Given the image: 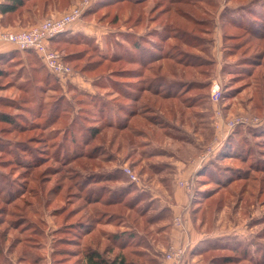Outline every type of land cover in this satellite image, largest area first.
<instances>
[{"label":"rangeland","instance_id":"rangeland-1","mask_svg":"<svg viewBox=\"0 0 264 264\" xmlns=\"http://www.w3.org/2000/svg\"><path fill=\"white\" fill-rule=\"evenodd\" d=\"M81 1L68 0L65 3H60L54 13L62 14ZM86 12L88 13L75 25V31H70L68 34L73 37L52 45V48L68 62L65 61V63L72 68L74 74L72 78H58L44 66L39 56L29 55L25 52H20L19 55L5 53L10 56L0 59V111L13 115L19 113L20 110L17 108L19 100L23 98L24 102H30L34 93L37 92L38 99L40 98L46 103L43 107L45 108L43 116L46 117L48 114L46 110L51 107L55 101L54 98L64 95L73 104V110L71 116L65 114V118H62L56 127L64 130L72 118H82V121L85 122L84 116H79L80 107L84 106L83 104L79 106L75 97L77 96L80 101L79 99L83 97L81 93L84 92L91 96L106 97L111 102L110 99L116 97L111 91L117 85V82L112 81L111 75L117 70L139 69L138 65L127 63V59L131 55L130 49L133 48L135 41L146 40V38L153 39L156 42L155 47H163L160 55H169L175 60L183 62L185 67L178 66L177 72L184 81L189 82L190 88H196L186 97L199 101L196 106L200 105V107L191 110L185 109L183 105L179 104L178 110L175 108L172 110V108H168L167 104H164L163 109H160V112L166 117L162 116L163 119L160 121L170 123V130L176 137L173 138L174 140L168 138L162 142L144 138L130 147L120 148V145L127 146L120 135L116 136L112 143L113 130L103 132L105 141L100 139L94 144L92 143L93 145H102L99 155L100 162L91 166V162L83 160L84 163H87L89 168L87 170H83L85 168L80 167L83 164L79 166L78 162L66 164L64 158H60V152L57 153L56 158L51 159L50 162L45 160L46 162L41 164L40 168L33 171L34 177L39 178L41 175L43 178L48 167L63 170L47 186L44 185L46 191H41V193H44L48 198L47 191L62 181L66 183L67 187L70 185L71 188L66 187L61 196H65L67 200L69 198L71 201L73 200L71 209L77 208L84 203V199L80 200L81 197L78 198L74 195L80 193L85 195L86 191L76 187V180L73 181V178L80 173L83 175L91 173L101 177L99 180L101 182H97L99 183L97 187L105 186L113 190L131 186L134 188L132 195L144 193L146 197L140 205L144 207L150 201L152 208L150 206L147 217L157 219L156 214L161 211L169 215L173 189L175 186L185 183V181H181L184 165L198 163L197 167L200 165L198 169H202L209 162L217 159L215 161H218L219 165L241 167L245 171V175L240 171L233 174L232 177L257 175L259 182L242 195L239 194V190L243 183L233 184L230 190L222 192L221 196L224 201L222 209L217 213H214L213 209L211 212L206 211L203 240L193 248L191 253L194 258L193 264H262L264 262V257L261 254L264 248V192L261 190L264 188L262 181L264 173L256 174L251 165L257 161L259 167H264V137L253 135L250 130L264 127V60L263 62L261 60L262 66H258L260 56L255 57V60L252 61L247 59L251 55L254 57L255 53L263 51L264 41L246 40L249 37L246 32V36L243 38L228 36L242 32H237L235 29L230 30L229 26H225V19H228L229 16L235 17L241 21L244 28L249 29L248 32L264 31V26H262L264 22L261 24L259 22L251 23L253 19L257 20L260 16L264 18V0H91ZM252 12L259 15H251ZM19 22L16 20L10 25L15 28H26L33 24ZM159 37L162 38V44L159 43ZM116 49H119L121 55H125V60L121 63L109 61L113 58L112 55L115 54ZM143 52H145L143 58L145 61L156 59L153 53L146 50ZM90 62L92 63L89 64ZM151 63L150 67L156 69L159 67L164 74H167V70L173 65L169 62L167 67L166 60L152 61ZM251 63L255 66L250 68ZM87 66L96 70H87L86 72ZM246 67H249V70L245 71ZM45 78L48 79V84H46ZM215 79H218L222 84V97L218 102H214L212 97L214 96L212 89ZM48 85L56 87L58 91L51 90ZM4 104L9 106L4 108L2 107ZM28 105L34 108L32 103ZM168 109L169 114L165 112ZM242 116L258 119V122L239 123L231 131L228 126L229 120ZM69 117L71 118L68 121ZM77 122L80 123V121ZM101 124L102 121L99 122V125ZM8 127L9 125L0 123V137L21 141L18 153L26 154V150H29L30 155L36 149L46 148L44 143L28 142L30 137H42L43 132L31 131L24 135H17L15 132L12 135H7L8 133L1 132ZM79 127L74 126L78 135L76 143L81 144L82 136L86 132L82 124ZM238 129L243 130L238 139H244L245 142L250 141L255 149L254 154L244 164L236 161L220 162L217 158L218 155L224 150L229 137ZM116 134H118L117 131L114 135ZM156 135L160 136L157 129ZM59 141L56 138L55 142ZM240 143L246 147L242 141ZM70 146L74 148H71L73 153L78 150V147L81 148L78 146L75 150L74 146L67 144V147ZM93 147L91 146L88 150ZM208 149L212 150L209 153L211 155L203 163L200 157L207 154ZM9 151H15V148L0 146V182L3 184L6 183L3 180V173L12 172L13 179L10 177V184L15 179L27 176L26 173H28L21 167L26 165L16 167L17 164L14 162H9L11 166L4 168V163L7 160L15 159L14 154L9 155L11 154ZM52 151L56 150L51 148L50 153ZM213 151L215 152L212 153ZM33 159L34 157L23 156L22 161L29 163ZM104 159L105 162L101 163ZM107 159L109 160L107 161ZM126 168L132 170L137 181L130 179L125 171ZM67 176L73 178L65 179ZM110 176L111 178L114 176L120 178L110 181ZM196 178L199 181L200 177ZM47 179L44 178L42 182L44 183ZM33 186L34 184H32ZM12 187L15 190L14 186ZM213 187V185L198 187V184L193 183L192 193H201L207 189H213ZM45 196L43 203L47 201ZM53 199L51 206L43 207L42 210V219L45 223L41 228L44 231L42 237L38 238L31 231H22V227L26 225L23 224L20 229L10 232L8 239L4 241L6 233H1L4 229L8 232V227L15 226V221H18L15 220L16 217L6 218L5 215L6 221L0 228V264L74 263L73 256L62 258L64 256L61 249L71 251V254L75 255L78 253L75 251L79 248L75 245L66 246L61 239L75 238V232L70 229V226L66 228L65 225L68 223L65 220V213V215L59 213L57 219L54 215L55 211L59 212L58 210L62 207L67 209L69 205L67 200H63L64 198ZM24 205L22 201L8 205L0 199V213L7 212V214L15 215L19 213L16 209H21ZM91 210L92 208L89 212ZM83 213L85 214V212L80 213L71 222L82 219ZM89 214L91 216V213ZM31 217L35 220L34 215ZM112 219L114 223L121 221L117 218ZM172 220L173 215L171 214L166 221H159L158 224L143 229L146 226L144 224L146 220L141 219L140 236L128 247L127 251L136 247L146 253L150 259H157L156 254L160 253L158 259L162 260L168 248L165 235L169 231L167 233L158 231L160 227L170 225ZM127 227L126 222L123 221L120 227L115 224H105L97 229L118 232ZM17 240H21V243L19 244ZM14 242H16V248ZM26 245L27 249L33 248L35 251L31 258L21 251L25 249ZM207 246L210 250L205 248Z\"/></svg>","mask_w":264,"mask_h":264},{"label":"trees","instance_id":"trees-1","mask_svg":"<svg viewBox=\"0 0 264 264\" xmlns=\"http://www.w3.org/2000/svg\"><path fill=\"white\" fill-rule=\"evenodd\" d=\"M65 1L68 0H3L0 3V14L2 15V26L0 27H9V25L14 23L16 20L20 21L19 23L24 24L27 22L33 23L30 26L38 24L43 19L49 17L51 12L56 11L58 4L65 3ZM86 13L88 12H85L83 17L86 15ZM256 14L259 15L255 12L251 13V15L254 16H257ZM225 22V26H229L230 30L235 29L237 32H242L228 36L243 38V36H246V32L249 35L248 39L246 40L255 39L258 41H264V31L254 30L253 32H248L249 29L244 28L241 21L233 16H229L228 19H225ZM254 22H259V24H261L264 22V18L260 16L257 18V20L253 19L251 23ZM69 33L70 32L63 34L57 39L53 40L52 45H56L61 41L68 40L66 38L70 39L73 37V35H68ZM158 39L160 41L159 43L162 44V38L159 37ZM154 44H156V42L150 38H146V40L135 41L133 48L130 49L131 55H129L127 63H130L131 65H138L139 69H122L113 72L111 78L113 82H117V85L115 88H113V90L111 89V92L116 95L114 99H110L111 102H109V99L106 97H101L99 95L91 96L90 94L84 92L81 93L83 97L82 99H79L80 101H78L77 96L75 97L79 106L81 104L84 106L80 107L81 110L79 116H84L85 122L82 121V118H72V120L67 123L64 130L56 127V124H58L62 118H65V114L71 116L73 110V104L69 102L64 97V95L54 98L55 101L51 107L46 110L48 111L46 117L43 116L45 111V108L43 107L46 103H44V101L40 98L38 99L37 92L34 93V96L31 99L33 102H24L23 98L19 100L17 105V108L20 110L19 113L13 115L8 112L0 111V123L9 125L8 128H4L3 131H1L2 133H8L7 135H12V133L15 132L17 135H24L30 133L31 131H40L43 132L42 137H30L28 139L30 141L28 142L37 144L44 143L46 146V148L43 150L36 149V151L30 155L29 150H26V154H21L18 153V148L20 147V143H22L21 141H16L13 139L7 140L3 137H0V146L3 148L6 146H11V149L15 148V151H9L11 153L9 155L14 154L13 157H15V159L13 161L7 160L6 163H4V168L11 166L9 162H14L17 164L16 167H20L19 165H26L21 167L26 170L25 172H28L26 173L27 176L18 180L15 179L13 180L14 182H11V184L10 177L13 179L12 172L3 173V180L6 183L3 184L0 182V199H2L8 205H12L19 201H22L25 204L23 207H21V209H16L19 211L18 214L11 215L7 214V212L0 213V228L6 221L4 219L5 215L6 218L16 217L17 219L15 220H18L15 221V226H11L12 228L10 226L8 227V232H6L4 229V231L1 233H6V236H4V241L8 239L10 232H13L15 229H20L23 224L26 225H24L22 228L26 229H22V231H31L33 234L37 235L38 238L42 237L44 235V231H42L41 228L42 225L45 224L42 219L43 207H50L54 201L53 198L56 199L61 197L64 198L63 200H67L65 196H61L67 187L66 183L62 181L57 185L55 184L54 187L47 191L48 198L44 195V193H41V191H46L44 185L47 186L55 178V176L63 172V170L60 168L48 167V169H46L47 173L43 178L41 175L39 178L34 177L33 171L40 168L41 164L46 162L45 160L50 162V160L56 158V154L60 152V158L63 157L66 164L78 162L79 166L83 164L80 166L82 169L85 168L83 170H87L89 168L87 163H84L83 160L91 162V166H94V164L100 162L99 155L102 151V145L93 144L100 139H102L103 142L105 141L103 132H106L107 130H113L115 134L117 131L118 134H112V143H114L116 136L120 135L123 142L127 145H120V148L130 147L137 141L144 138H151L153 141L160 140L164 142L168 138H176L170 130V123L160 121L163 119V117L166 118L160 112V109H163L164 104H167V106H169L168 108H172V110H174V108L178 110L179 104L183 105L185 109L191 110L200 107V105L196 106L199 101L186 97L196 88H190L188 85L189 82L184 81L177 72L178 66L185 67L183 62L181 60H175V58L169 55H160V51L162 50L161 48L163 47L157 48ZM143 50L153 53L156 56V59L145 61V59H143L145 57V52H143ZM20 52L21 51L17 49L11 51L10 54L19 55ZM25 53L38 56L33 51H28ZM7 56L10 55H5V53L0 54V59H3ZM252 56L253 55H251L247 60L252 61L255 60V57L260 56L261 59L258 62V66H262L261 60L262 62L264 60V49L263 51L255 53L254 57ZM112 57L113 58L109 61L121 63L125 60V55H121L119 53V49H116L115 54L112 55ZM163 60L168 62L167 67L169 66V62L173 64L167 70V74L162 73V69L160 70L159 67L157 69L150 67L152 61L160 62ZM64 61L66 60L64 59ZM91 63L92 62L89 64ZM252 63L249 65L250 68L255 66ZM246 68L247 69L245 71L249 70V67ZM87 70L96 69L87 66L85 71L87 72ZM44 80L46 81V84H48V79L45 78ZM48 88L58 91V89L52 85H48ZM29 103H32L34 108L30 107V105H28ZM7 106L9 105L4 104L2 107L6 108ZM165 112L169 114V109ZM70 118L71 117L68 118V121ZM77 121H80V123ZM101 121L102 124L99 125V122ZM81 124L85 128L84 131L86 133L84 132L85 135L82 136L81 144H78L76 143L78 140V135L75 132L74 126L80 128L79 126ZM156 129L161 137L156 135ZM242 132L243 130L238 129L231 137H229L227 145L217 157L220 162L236 161L244 164L254 154L255 149L254 146L251 145L250 141L245 142L244 139H238ZM250 132L255 136L264 137V127L251 129ZM56 138L60 140L58 143L55 142ZM241 141L246 147H243V145L240 143ZM67 144L74 146L75 150L78 146H81V148L78 147V150L73 153V151H71L72 147H67ZM91 146L94 147L88 150V148ZM51 148H53V150L55 149L56 151H52V153H50ZM23 156L34 157V159L33 161H29V163H27L22 161ZM109 159H107V161ZM215 160L202 167L197 175L200 177L198 181L200 186L205 187L206 185H213V189H207L201 193H195L194 197L193 193L190 192L192 199L189 206V213L196 229L201 233L204 232L203 230L206 226V211L211 212L213 209V212L217 213L220 209H222L224 201L221 195L224 190H230L233 184L243 183L239 190V194L242 195L243 193L251 190L255 186V183L259 182L257 175L253 177H251L250 174L246 176L239 175L237 177H232L233 174H236L240 171H242L245 175V171L241 169V167L219 165V162ZM103 162H105V159L101 163ZM251 166L252 170L256 174H259V172L264 173V167H259L257 165V161ZM44 178L48 179L43 183L42 180ZM72 178H68V176L65 177V179L70 180ZM100 178V176H96L95 174L91 173H86L85 175L82 173L77 174L73 178V181L76 180V187H78L80 190L86 191V194L84 195L83 193H80L74 196H78V198L81 197L80 200L83 198L84 203L77 208L71 209L73 200L71 201L69 198L66 201L69 205V208L64 209L65 207H62L60 210H58L59 212L55 211L54 213L56 219L59 213L62 215L66 214L65 220L68 225L65 226H67L66 228H69L70 226V229H73V232H75L76 235L75 238L72 239H61L63 244L66 246L75 245L77 248H79L75 251L78 252L75 255H72L71 251L61 249L62 255L64 256L62 258L65 259L73 256L74 263L72 264H161V260L158 259L160 258V253L156 254L157 259H150L146 253L140 251L136 247L134 249H130V251L127 250L129 249L128 247L133 242H135L136 238L140 236L139 228L141 225V219L146 220L144 222L146 226L143 227V229H146L148 226L158 224L159 221H166L169 219L170 215H173L172 210L168 208L169 215H166L163 213V211H161V213L156 214L157 219H155V217H147V213L150 211V206L152 208V203L147 201L148 203H146L144 207H141L142 205L140 204L141 202H144V198L146 197L144 193L132 195L134 188L131 186L113 190L105 186L97 187L99 184L97 182L101 180ZM119 178L120 177L118 176H114V178H111L110 176L109 180L116 181ZM262 181L264 185V179H262ZM251 182L253 183L252 185L249 184ZM32 184H34L33 187ZM12 186H14L15 190L12 189ZM67 188H71V186L69 185ZM261 191L264 192V188ZM43 195L47 198L45 203H43ZM217 196H219L218 199H216ZM90 208H92V210L89 212ZM63 209L64 211L61 212ZM82 212H85V214L83 213L84 217H82V219L71 222L73 218L77 217ZM89 213H91V216ZM31 215L35 216V220L32 219ZM112 218H117L121 221L114 223ZM123 221L126 222L128 226L123 231L108 232L105 229H103L104 231H99L97 229V227L105 226V224H115V226L120 227ZM169 229L170 225H166L164 227H160L158 232L167 233ZM165 236L166 242L169 243L168 236ZM17 242L20 244L21 240H17ZM13 244L16 248V242ZM27 245L25 246V249H22L21 251L24 252V255L27 254V256L31 258L32 253H35V251L33 248L27 249ZM205 248L210 250L209 246ZM233 248L235 249V247ZM261 252L262 257H264V248ZM62 264L64 263L62 262ZM262 264H264V262Z\"/></svg>","mask_w":264,"mask_h":264},{"label":"built area","instance_id":"built-area-1","mask_svg":"<svg viewBox=\"0 0 264 264\" xmlns=\"http://www.w3.org/2000/svg\"><path fill=\"white\" fill-rule=\"evenodd\" d=\"M3 0H0V3ZM91 0H82L77 5L71 7L65 13L58 16H51L43 19L38 24L32 25L25 29H10L0 27V43H10L16 46L21 52H35L45 65V67L60 79H70L73 77V70L65 63L62 55L52 48V41L59 36L72 31L73 25L78 23L84 13L88 10ZM213 101L218 102L222 97V84L218 79L213 81ZM258 119L246 116L229 120L228 126L232 131L239 123H256ZM212 150L208 149L207 154L200 157L204 163L208 160ZM213 151L212 153H214ZM209 154V155H208ZM127 175L132 181H137L136 175L126 168ZM183 187L190 193L193 186L189 182L181 183ZM174 225L179 227L185 226V221L181 215L174 218ZM185 255V250L169 248L164 254L166 261L173 264H179Z\"/></svg>","mask_w":264,"mask_h":264},{"label":"crops","instance_id":"crops-1","mask_svg":"<svg viewBox=\"0 0 264 264\" xmlns=\"http://www.w3.org/2000/svg\"><path fill=\"white\" fill-rule=\"evenodd\" d=\"M61 14V13H60ZM60 14H55L54 12H51V16H56ZM1 17L0 14V26L1 24ZM77 25V23L75 24ZM75 25L72 27V31L75 30ZM7 28L10 29H16L15 27L9 26ZM13 50H17L16 46L10 43H0V54L11 52ZM198 164V163H197ZM197 164L194 165H184V169L182 170V178L181 181L189 182L193 186V183L198 184V179L196 178L198 175V172L200 169ZM180 171V169H179ZM198 187L199 184H198ZM168 188V187H167ZM173 189V199H171V210L173 212V220L172 223L170 222V229L168 232V248H175V249H183L185 250V255L180 261L179 264H193L194 258L192 257L191 253L192 250L201 240H203L202 236L203 234L199 232L194 223L193 220H191V216L189 213V206L191 203V193H189L185 187L178 185L174 187ZM195 194H193L194 197ZM178 215H181L185 221L184 227H179L174 225V218ZM161 264H173L172 262L166 261L164 258L161 260Z\"/></svg>","mask_w":264,"mask_h":264}]
</instances>
